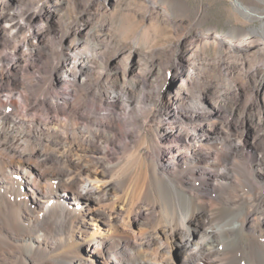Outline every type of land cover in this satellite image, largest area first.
I'll list each match as a JSON object with an SVG mask.
<instances>
[{"label":"bare ground","instance_id":"bare-ground-1","mask_svg":"<svg viewBox=\"0 0 264 264\" xmlns=\"http://www.w3.org/2000/svg\"><path fill=\"white\" fill-rule=\"evenodd\" d=\"M237 1L248 16L260 13ZM40 16L28 5L7 11L0 1V243L7 236L23 244L9 264H175L176 250L181 264H264V219L254 224L255 211H264V190H218L206 171L216 160L203 153L202 141L166 132L164 142L174 143L163 150L145 130L136 144L126 128L135 102L131 90L91 82L92 65L71 60L66 51L45 66ZM188 59L192 70L199 66ZM238 149L230 146L232 153ZM22 190L32 199L18 203ZM85 200L93 207L79 210ZM136 210L151 213L148 232L130 228ZM117 214L131 221L124 226L129 233H117L125 222ZM86 216L93 220L89 237L81 230V221L90 224ZM9 226L16 229L6 235Z\"/></svg>","mask_w":264,"mask_h":264},{"label":"rangeland","instance_id":"rangeland-1","mask_svg":"<svg viewBox=\"0 0 264 264\" xmlns=\"http://www.w3.org/2000/svg\"><path fill=\"white\" fill-rule=\"evenodd\" d=\"M0 1L7 11L20 12L28 5L41 14L37 26L42 28L47 47L45 66H52L66 51L71 60L92 65L91 82L101 81L105 89L126 86L131 90L135 102L126 128L136 144L146 131L163 150L174 143L164 142L166 132L192 138V143L202 141L203 153L216 160L206 171L218 190H264V0H239L260 12L252 18L237 0H151L159 8L147 0ZM164 13L189 29L166 20ZM192 49L197 50L199 60ZM190 56L200 62L194 70ZM181 83L185 85L179 90ZM232 144L239 147L237 152L230 151ZM188 145L179 143L184 150ZM127 153V148L120 150L118 157ZM244 185H249L247 190ZM27 194L22 190L18 203L31 200ZM216 195L212 192L211 199ZM57 203L60 208H74L67 205L70 202L53 201L52 205ZM90 207L93 202L85 200L78 209ZM89 216L88 223L93 221ZM254 216L256 224L264 219V211L257 210ZM116 219L120 224L125 221L117 233H129L124 226L129 228L131 221L123 214ZM133 220L130 228L137 234L154 225L149 212L136 210ZM80 223L89 237L93 225ZM99 227L106 228L98 222ZM14 229L9 226L5 234H13ZM260 229L264 231V224ZM219 236L216 239L221 240ZM5 237L0 243V264L11 263L19 254L16 247L23 246ZM95 237L102 238L100 234ZM181 256L180 251L174 252L175 264H181Z\"/></svg>","mask_w":264,"mask_h":264}]
</instances>
